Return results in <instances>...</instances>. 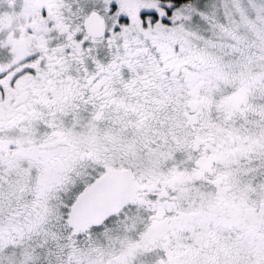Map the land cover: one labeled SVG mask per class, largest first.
Masks as SVG:
<instances>
[{
	"label": "snow or ice",
	"instance_id": "snow-or-ice-1",
	"mask_svg": "<svg viewBox=\"0 0 264 264\" xmlns=\"http://www.w3.org/2000/svg\"><path fill=\"white\" fill-rule=\"evenodd\" d=\"M0 264H264V0H0Z\"/></svg>",
	"mask_w": 264,
	"mask_h": 264
}]
</instances>
